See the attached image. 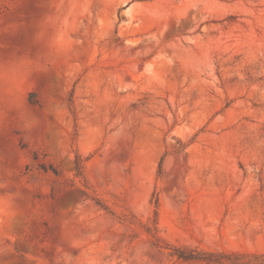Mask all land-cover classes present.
<instances>
[{"label": "rangeland", "instance_id": "1", "mask_svg": "<svg viewBox=\"0 0 264 264\" xmlns=\"http://www.w3.org/2000/svg\"><path fill=\"white\" fill-rule=\"evenodd\" d=\"M177 251L264 264V0H0V264Z\"/></svg>", "mask_w": 264, "mask_h": 264}, {"label": "trees", "instance_id": "2", "mask_svg": "<svg viewBox=\"0 0 264 264\" xmlns=\"http://www.w3.org/2000/svg\"><path fill=\"white\" fill-rule=\"evenodd\" d=\"M77 169L80 167L77 165ZM178 257L185 261H206L221 264L224 260L230 264H244L240 261L239 255H214V254H198V253H185L184 251H177Z\"/></svg>", "mask_w": 264, "mask_h": 264}]
</instances>
